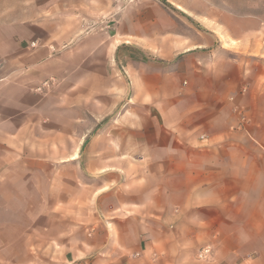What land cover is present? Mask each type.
<instances>
[{
    "label": "crops",
    "instance_id": "1",
    "mask_svg": "<svg viewBox=\"0 0 264 264\" xmlns=\"http://www.w3.org/2000/svg\"><path fill=\"white\" fill-rule=\"evenodd\" d=\"M166 2L116 28L125 109L75 153L54 45L0 17V264H264V0Z\"/></svg>",
    "mask_w": 264,
    "mask_h": 264
},
{
    "label": "rangeland",
    "instance_id": "2",
    "mask_svg": "<svg viewBox=\"0 0 264 264\" xmlns=\"http://www.w3.org/2000/svg\"><path fill=\"white\" fill-rule=\"evenodd\" d=\"M168 5L166 0H0V17L37 26L36 41L30 43L31 47L44 43H48V47L54 45L55 73L44 78L37 89L47 96L56 95L49 113L56 116L57 131L64 127L72 129L74 153L80 147L85 149L89 142L82 138L84 134L110 129L112 116L118 118L125 109L127 82L120 83L121 91L109 90L114 78H119L116 74L123 70V62L113 56V48L119 40L116 28L123 25L129 15L135 14L140 21L144 8L152 9L160 20L167 21V14L163 15L161 9L168 10ZM170 14L178 31L188 28L183 16L174 15L172 10ZM133 50L136 52L124 55L142 57L139 49ZM66 66L71 67L69 76ZM70 93L72 106L66 108L64 101ZM114 94H118V99L125 95L120 105L116 106ZM75 158L77 155L73 156Z\"/></svg>",
    "mask_w": 264,
    "mask_h": 264
},
{
    "label": "built area",
    "instance_id": "3",
    "mask_svg": "<svg viewBox=\"0 0 264 264\" xmlns=\"http://www.w3.org/2000/svg\"><path fill=\"white\" fill-rule=\"evenodd\" d=\"M197 256L199 260L210 261L214 256V247L211 244L203 246L199 249Z\"/></svg>",
    "mask_w": 264,
    "mask_h": 264
}]
</instances>
